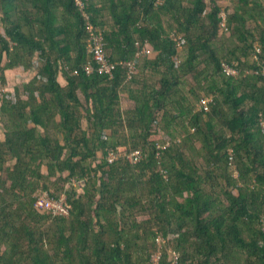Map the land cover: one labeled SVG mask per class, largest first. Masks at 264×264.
I'll use <instances>...</instances> for the list:
<instances>
[{
    "label": "trees",
    "instance_id": "16d2710c",
    "mask_svg": "<svg viewBox=\"0 0 264 264\" xmlns=\"http://www.w3.org/2000/svg\"><path fill=\"white\" fill-rule=\"evenodd\" d=\"M79 1L0 0V264H264V0Z\"/></svg>",
    "mask_w": 264,
    "mask_h": 264
},
{
    "label": "built area",
    "instance_id": "2783aa9c",
    "mask_svg": "<svg viewBox=\"0 0 264 264\" xmlns=\"http://www.w3.org/2000/svg\"><path fill=\"white\" fill-rule=\"evenodd\" d=\"M88 33L91 37V40L90 44L87 47V52L90 55L89 57L92 58V61L91 63L86 65V73L91 74L94 69H97L99 75H106L109 78H112L115 65L110 62L109 58L105 55L104 51L102 50V33L92 27L88 28ZM146 53L148 52L146 51ZM93 64H95L96 66H93ZM227 72L231 74H236V71L231 69L230 67L227 69ZM75 73L77 74L78 72L75 71ZM10 92L12 91H9V88L6 85L2 84V81L0 80V100L4 98H9ZM207 102V99L203 100L204 104H206ZM138 153V151L132 152L130 158L133 160V156L138 155ZM115 157L116 155L114 153L108 154L109 161H111ZM36 206L40 210L50 211L54 213V215L62 216H68L70 209V205L67 202L65 194H61L58 198H53L48 192H44L40 196H38Z\"/></svg>",
    "mask_w": 264,
    "mask_h": 264
},
{
    "label": "crops",
    "instance_id": "0c3cea01",
    "mask_svg": "<svg viewBox=\"0 0 264 264\" xmlns=\"http://www.w3.org/2000/svg\"><path fill=\"white\" fill-rule=\"evenodd\" d=\"M0 33H1V28H0ZM156 56H157V53L152 52L151 55L148 56V60H155ZM143 75L147 76L148 74L143 73ZM7 76L9 77L7 82L12 86H14L16 84H20V83H29L35 77V70L29 69V68L26 70L24 67L14 68L12 70L7 71ZM144 76L140 75V72H139L138 79L140 80V82H143ZM147 78H148V80L145 81L146 83L157 84L158 83L157 81H158V79H160V76H159V74L158 75L151 74ZM140 82H137V84ZM60 83L64 86L67 85V81L63 76L60 77ZM34 95H36L39 98L38 101H40V97L38 96V94L35 93ZM124 95H126V94H124ZM84 122H86V120H84ZM0 125H1L0 127L3 128V126L5 125V122H1ZM28 127L33 128V127H35V124L33 122H31ZM37 129L40 133H42V131H43L42 127L38 128V126H37ZM0 136H1V139H4L3 133H1Z\"/></svg>",
    "mask_w": 264,
    "mask_h": 264
},
{
    "label": "rangeland",
    "instance_id": "374dc122",
    "mask_svg": "<svg viewBox=\"0 0 264 264\" xmlns=\"http://www.w3.org/2000/svg\"><path fill=\"white\" fill-rule=\"evenodd\" d=\"M214 1L218 6H220L223 10H226L228 7H234V1L235 0H205V2L208 4V2ZM224 16V14H222Z\"/></svg>",
    "mask_w": 264,
    "mask_h": 264
},
{
    "label": "clouds",
    "instance_id": "9594fccd",
    "mask_svg": "<svg viewBox=\"0 0 264 264\" xmlns=\"http://www.w3.org/2000/svg\"><path fill=\"white\" fill-rule=\"evenodd\" d=\"M78 4L81 6V7H85V2H82V1H79L78 0ZM224 14V13H223ZM223 16V15H222ZM224 17V16H223ZM0 28H1V32H3V29H2V26L0 25ZM145 51H147L148 53H146V54H148V55H150V52L148 51V50H145ZM36 60V59H35ZM35 60H34V64H35ZM33 70V69H32ZM34 70H35V68H34ZM234 70V69H233ZM37 73H36V70H35V75H36ZM231 74V73H230ZM231 75H234V74H231ZM2 83H4V82H2ZM9 90H12L11 88H9ZM204 99H206V98H204ZM203 99V100H204ZM202 100V101H203Z\"/></svg>",
    "mask_w": 264,
    "mask_h": 264
}]
</instances>
